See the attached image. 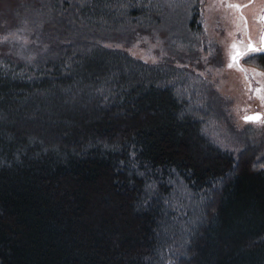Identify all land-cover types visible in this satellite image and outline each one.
Returning a JSON list of instances; mask_svg holds the SVG:
<instances>
[{"label": "trees", "instance_id": "obj_1", "mask_svg": "<svg viewBox=\"0 0 264 264\" xmlns=\"http://www.w3.org/2000/svg\"><path fill=\"white\" fill-rule=\"evenodd\" d=\"M203 3L0 0V264H264V142L188 66L220 60Z\"/></svg>", "mask_w": 264, "mask_h": 264}, {"label": "rangeland", "instance_id": "obj_2", "mask_svg": "<svg viewBox=\"0 0 264 264\" xmlns=\"http://www.w3.org/2000/svg\"><path fill=\"white\" fill-rule=\"evenodd\" d=\"M246 1L248 0H204L203 11L205 13L206 24H204L203 26V42L204 44H206L207 42L210 43V40L217 41V46L215 47L212 45V47L215 50V55H218L220 57V60L215 66H212L211 64H213V62L211 63L210 59V57H212L210 48L207 49L205 46H201L198 44L196 46V57H189L191 64H189L188 66L191 69L197 70L195 65L192 64L195 62L204 67L203 69H200V72L204 78L212 83L216 91L219 93L221 100L226 105L228 119L232 122L234 128L238 127L239 134L236 133L238 138H240V136H242L243 138L248 137L249 139H251V141L260 143V140L264 142V100L261 99V96H264V91H261L260 93H257L256 91L248 93L247 88L245 87L248 85V81L245 78V73L241 72V70L238 69L239 67L237 65L228 67L227 64V62L230 61V54L235 51L231 48L234 37L233 34H230L229 31L231 28V24L232 26H234L236 8L229 7V5H240L241 3H244ZM263 6L264 0H255L254 2L244 5L243 8L245 11L255 10L254 14H259ZM228 9H230L231 13L232 11L234 12V16L231 17V13ZM222 10L226 17L221 16L223 14L221 13ZM218 11L221 14V18ZM160 13L162 22H160V25L158 26L164 28L166 27L168 22H172V19L170 18V12H168V10H163ZM211 15H213V17H211ZM247 16L250 18L249 15ZM214 18H216L215 22L213 21ZM176 24L185 27L186 19L184 18V20L181 22L177 21ZM152 25H156V21L152 22ZM219 26H221V28ZM162 33L165 34V37L167 39L164 38V40H162L157 36L153 37L152 40L146 41L144 39L143 41H141V43H132L130 46H134V48L138 50V52H136L137 56L139 55L142 58L147 59L148 61L154 62L157 60V56L153 48L157 46L164 47L165 44L170 46L171 43H168L169 40H171L172 38L178 39L177 34H174V36H170L171 33L168 29H166ZM143 45L150 48H146V50H144L145 48ZM175 45L181 46V48L183 46L182 44ZM139 46H143V49ZM140 52L142 53V55L140 54ZM184 63L187 64V62H182L181 65H183ZM256 64L258 66H263L259 63ZM247 75L248 77H251L250 73L248 72ZM260 88L264 89V87ZM253 109L261 110L263 112V118L261 117L259 121L246 122L243 117ZM222 122H224L223 119ZM226 122L228 123V126H230L228 120ZM229 138L235 137L232 136Z\"/></svg>", "mask_w": 264, "mask_h": 264}, {"label": "flooded vegetation", "instance_id": "obj_3", "mask_svg": "<svg viewBox=\"0 0 264 264\" xmlns=\"http://www.w3.org/2000/svg\"><path fill=\"white\" fill-rule=\"evenodd\" d=\"M254 1L255 0H248L244 3H241L239 5V8H236L234 26H232V24L230 26L231 28L229 32L230 34L232 33L234 37L232 43L237 45V49L239 51H246L249 43H251L253 47L264 48V43L261 42V36L264 35V20L260 19V17L264 16V6L262 7V10L259 12V14H254L255 10L245 11L243 8L244 5H247ZM228 10L230 12V9ZM218 13L220 16L221 14L219 11ZM221 13H223L221 16H225L223 10L221 11ZM247 15H249L250 18ZM232 16H234L233 11L231 13V17ZM211 17H213V15H211ZM215 20L216 18L213 19L214 22ZM219 27L221 28V26ZM213 46H217L216 40L213 42ZM230 62L231 60L227 62V64L229 65ZM256 63H259L263 66H258ZM233 65H237L239 67V70L244 69L243 71L241 70V72L245 73L246 75L245 78L248 81V85L245 87L247 88L248 93L254 92L257 88L264 87V75L260 74L264 73V54L252 53L249 56H243L239 58L237 63H233ZM247 72L250 73L251 77H248ZM256 111L262 112L261 110L253 109L245 116H249Z\"/></svg>", "mask_w": 264, "mask_h": 264}, {"label": "snow or ice", "instance_id": "obj_4", "mask_svg": "<svg viewBox=\"0 0 264 264\" xmlns=\"http://www.w3.org/2000/svg\"><path fill=\"white\" fill-rule=\"evenodd\" d=\"M229 7H235V8H239V5H229ZM261 20H264V16L260 17ZM261 42L264 43V35L261 36ZM231 48L235 51H233L230 54V60L231 62L229 63L228 67H232L233 63H237L239 58L243 57V56H249L252 53H262L264 54V48H256L253 47L251 43H249L247 50L246 51H239L237 49V45L236 44H232ZM242 71L244 69H241ZM261 75H264V73H260ZM257 93H260L261 91H264V89L261 88H257L255 90ZM261 99L264 100V96H261ZM243 119L247 122V121H259L261 119V117L259 116H245L243 117Z\"/></svg>", "mask_w": 264, "mask_h": 264}, {"label": "water", "instance_id": "obj_5", "mask_svg": "<svg viewBox=\"0 0 264 264\" xmlns=\"http://www.w3.org/2000/svg\"><path fill=\"white\" fill-rule=\"evenodd\" d=\"M262 115H263L262 112L256 111V112L250 114L249 116H259V117H262Z\"/></svg>", "mask_w": 264, "mask_h": 264}]
</instances>
